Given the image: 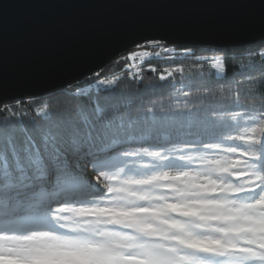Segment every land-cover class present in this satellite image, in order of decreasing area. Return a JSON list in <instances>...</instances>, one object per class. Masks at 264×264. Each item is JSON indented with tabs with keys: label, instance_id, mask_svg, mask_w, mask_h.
Returning a JSON list of instances; mask_svg holds the SVG:
<instances>
[{
	"label": "snow or ice",
	"instance_id": "6c2138e0",
	"mask_svg": "<svg viewBox=\"0 0 264 264\" xmlns=\"http://www.w3.org/2000/svg\"><path fill=\"white\" fill-rule=\"evenodd\" d=\"M28 6L0 19V264H264V0Z\"/></svg>",
	"mask_w": 264,
	"mask_h": 264
},
{
	"label": "trees",
	"instance_id": "16d2710c",
	"mask_svg": "<svg viewBox=\"0 0 264 264\" xmlns=\"http://www.w3.org/2000/svg\"><path fill=\"white\" fill-rule=\"evenodd\" d=\"M252 59H255V57H253ZM251 62L250 59L246 58L245 56H243L242 54L238 53L237 54V59H236V65H229L227 71H228V75L231 76L240 65L242 64H246ZM139 63V61H138ZM153 66L157 67V69L160 68H167L169 67V65L164 64V63H157L155 61L152 62ZM203 71H207L209 73H211L213 70L210 67H206L202 69ZM139 71V76L141 78H143L145 80V82H151L153 80H155V74L151 73V72H147L143 69H133L132 73H128L126 74L125 71L123 70L122 66H117L115 68H113L111 70V72L114 74L115 78H122L120 80V86L122 88H125L126 90H134L138 87L137 83L135 82L134 79H132V77L136 74V72ZM81 82H77L76 85L74 86H79ZM46 98L40 96V97H34L30 102L27 100V98H25L22 103L19 105V107L15 108V111L17 113H27L28 116H32L34 115V112L36 110H39L40 107L43 106V103L45 102ZM62 98H57V107H63L64 106ZM2 118V117H0Z\"/></svg>",
	"mask_w": 264,
	"mask_h": 264
},
{
	"label": "water",
	"instance_id": "95a60500",
	"mask_svg": "<svg viewBox=\"0 0 264 264\" xmlns=\"http://www.w3.org/2000/svg\"><path fill=\"white\" fill-rule=\"evenodd\" d=\"M2 2L8 7L0 13V19L10 30L19 31L29 26L35 16V11L28 6L30 0H2Z\"/></svg>",
	"mask_w": 264,
	"mask_h": 264
}]
</instances>
